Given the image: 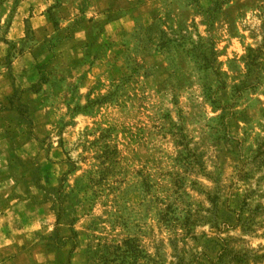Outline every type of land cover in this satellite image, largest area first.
I'll return each instance as SVG.
<instances>
[{
    "label": "rangeland",
    "instance_id": "obj_1",
    "mask_svg": "<svg viewBox=\"0 0 264 264\" xmlns=\"http://www.w3.org/2000/svg\"><path fill=\"white\" fill-rule=\"evenodd\" d=\"M0 264H264V0H0Z\"/></svg>",
    "mask_w": 264,
    "mask_h": 264
}]
</instances>
